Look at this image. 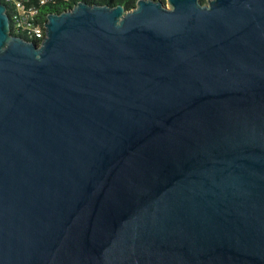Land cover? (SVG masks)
<instances>
[{
    "label": "water",
    "instance_id": "obj_1",
    "mask_svg": "<svg viewBox=\"0 0 264 264\" xmlns=\"http://www.w3.org/2000/svg\"><path fill=\"white\" fill-rule=\"evenodd\" d=\"M167 1L0 0V264H264V0Z\"/></svg>",
    "mask_w": 264,
    "mask_h": 264
},
{
    "label": "built area",
    "instance_id": "obj_2",
    "mask_svg": "<svg viewBox=\"0 0 264 264\" xmlns=\"http://www.w3.org/2000/svg\"><path fill=\"white\" fill-rule=\"evenodd\" d=\"M1 1L7 6L11 22V32L23 36L40 46L46 36V27L45 24L42 25L37 21L38 8L27 6L24 0Z\"/></svg>",
    "mask_w": 264,
    "mask_h": 264
},
{
    "label": "trees",
    "instance_id": "obj_3",
    "mask_svg": "<svg viewBox=\"0 0 264 264\" xmlns=\"http://www.w3.org/2000/svg\"><path fill=\"white\" fill-rule=\"evenodd\" d=\"M79 1H86L88 3L110 4L117 5L122 4L127 10L134 8L138 0H47L42 2L41 0H24L27 6H34L38 8L37 21L44 25L47 22L48 15L50 13H61L67 9L73 8ZM202 4H206L208 0H200Z\"/></svg>",
    "mask_w": 264,
    "mask_h": 264
},
{
    "label": "rangeland",
    "instance_id": "obj_4",
    "mask_svg": "<svg viewBox=\"0 0 264 264\" xmlns=\"http://www.w3.org/2000/svg\"><path fill=\"white\" fill-rule=\"evenodd\" d=\"M165 2H166V4L170 7V4H169V2L167 1V0H164ZM208 2H209V0L207 1V3L206 4H208Z\"/></svg>",
    "mask_w": 264,
    "mask_h": 264
}]
</instances>
